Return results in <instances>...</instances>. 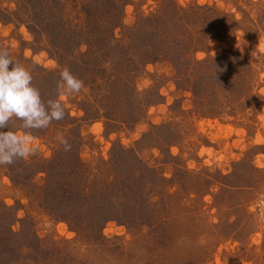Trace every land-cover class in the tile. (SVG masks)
Listing matches in <instances>:
<instances>
[{"label":"rangeland","instance_id":"374dc122","mask_svg":"<svg viewBox=\"0 0 264 264\" xmlns=\"http://www.w3.org/2000/svg\"><path fill=\"white\" fill-rule=\"evenodd\" d=\"M171 1L184 8L208 5L226 13L230 24L235 21L228 30H217V36L207 35L204 49L194 57L204 60L229 51L235 69L250 72L241 100L235 98L230 104L220 100L223 109L217 111L211 105L218 107L213 102L222 96L208 88L206 98L196 99L190 83L178 78L173 63L157 59L143 65L133 79L138 95L127 103L131 121L123 120L125 105L109 121L96 105L113 67L108 56L82 55L85 44L58 51L52 47L54 32L35 34L21 20H0V48L31 72L43 101L58 93L65 109L63 119L47 128L22 130L21 122H15V131L30 133L35 151L0 166V235L8 236L0 238V264H264V0H127L115 36L121 41L139 17L167 9ZM20 2L0 0L11 10H17ZM51 2L68 11L73 27L82 30L91 24L92 35H98L93 21H87V12H81L86 1ZM52 11L44 17L51 19L56 15ZM203 15L215 21L226 19L208 10ZM63 31L55 36L57 43L68 45L78 38L77 33ZM233 50L240 53L231 54ZM65 67L83 81L81 91L71 96H61L63 89L58 87ZM232 69L214 67L218 72ZM222 84L219 91L231 87ZM116 88L119 98L123 91L119 85ZM147 90L156 93L153 102L145 105ZM62 139L89 172H97L93 166L111 159L114 146L117 150L135 147L146 163L166 177L155 182V212L138 217L125 212L126 207L106 208L115 219L91 225L70 214L68 221L54 214L38 193L44 174L27 179V162L23 168L16 165L52 158L59 146L66 150ZM30 168L33 171L34 166Z\"/></svg>","mask_w":264,"mask_h":264},{"label":"trees","instance_id":"16d2710c","mask_svg":"<svg viewBox=\"0 0 264 264\" xmlns=\"http://www.w3.org/2000/svg\"><path fill=\"white\" fill-rule=\"evenodd\" d=\"M51 1L21 0L17 10L4 8L0 4V20L3 22L21 20L35 34L43 33V30L50 36L52 32L55 36L62 35L63 30L77 33L81 37L78 35V38L72 39L73 42L69 41L68 45L62 42L57 43L54 36V39H51L52 47L55 46V49L61 51L62 47L70 48L73 44H75L74 47H81L85 44L87 49L80 50L82 55L97 52L99 58L108 56L107 59L113 67L107 77L108 87L104 89V92H98L100 95L96 105L101 111L103 110V116L109 121L116 119L119 106L124 105L123 120L131 121L133 115L127 103L131 97L137 99L135 96L138 95L133 79L143 65L157 59H167L173 63L178 78L190 83L196 99L206 98L205 91L208 88H211V94L215 92L222 96L221 99L215 100L217 103L213 102L218 107L211 105V108L217 111L223 109L219 103L220 100L230 104L235 98L241 100L246 92L245 88L248 86L246 77L250 72H239V69L237 71L230 60L229 51L228 55L209 57L204 60H197L194 57L196 51L204 49V39L207 35L217 36V30H228L231 24H235L233 19L230 24L229 16L218 9L208 5L178 7L171 1L168 4L169 8L139 17L133 25L128 27L125 37L119 41L114 34V29L120 25L127 0H76L86 1L81 4V12H87V21H93L92 25L97 28L98 35H92L91 24L84 26L82 30L73 27L70 18L66 17L68 11L63 7L59 8ZM52 10L56 11V15L51 19L50 16L45 18ZM205 10L226 19L215 21L204 17ZM38 15L43 16L42 19H37ZM54 20L57 22H53ZM205 21L209 24H205ZM115 40L116 43H114ZM54 48H51L52 53L55 52ZM230 53L237 55L240 52L233 50ZM215 66L219 68L231 66L234 70L218 72L214 71ZM251 71H253L252 68ZM222 83L231 87L219 91V88L224 86ZM116 85H119L123 91V95L119 98L116 94ZM253 89L254 85L251 84L248 93ZM155 93L154 90H147L144 93L145 105L153 102ZM250 95L253 96L252 92ZM57 96L58 93L54 99H57ZM16 121L18 120L13 118L9 122V130L15 131L18 127L15 125ZM61 148L65 147L59 146L52 158L35 159L34 157L35 160L31 162L23 160V163L16 165L18 168H23L27 162L24 167L29 169L27 179L34 177L37 173L44 174L45 183L38 188V193L45 205L53 208L52 212L58 217L68 221L71 219L67 214H70L74 219L80 218L85 224L91 225L93 221H99V224H102L115 219L116 215L106 213V208L123 210L126 207L129 211L125 212L138 217L140 213L148 215L150 211L155 212L156 201L153 199L156 190L155 182L156 179L163 182L162 178L166 180V177L158 173L155 166L146 163L135 147H119L117 150L114 146L111 159L101 161L100 164L92 167L97 169V172H89L74 150H60ZM27 165L29 167H26ZM32 166H34L33 171L30 168ZM99 196L97 201L95 198ZM72 211L75 215L71 214ZM119 212L121 214V211ZM8 223L10 222L7 221ZM9 226L10 224L7 225ZM6 237H8L6 234L0 235L1 239Z\"/></svg>","mask_w":264,"mask_h":264},{"label":"clouds","instance_id":"9594fccd","mask_svg":"<svg viewBox=\"0 0 264 264\" xmlns=\"http://www.w3.org/2000/svg\"><path fill=\"white\" fill-rule=\"evenodd\" d=\"M58 87L61 96L79 93L83 81L67 68L59 73ZM31 72L18 61L10 58L6 49L0 48V166L11 165L35 151L32 137L27 131L9 130V122L20 121V129L47 128L52 121L65 115L61 99L42 100L39 90L32 84ZM67 145V141L61 140Z\"/></svg>","mask_w":264,"mask_h":264}]
</instances>
